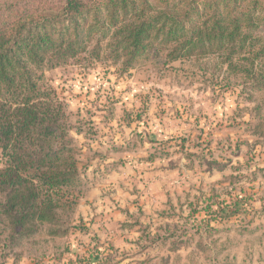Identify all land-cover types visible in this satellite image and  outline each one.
<instances>
[{"label": "rangeland", "instance_id": "rangeland-1", "mask_svg": "<svg viewBox=\"0 0 264 264\" xmlns=\"http://www.w3.org/2000/svg\"><path fill=\"white\" fill-rule=\"evenodd\" d=\"M43 79L69 114L83 196L24 237L0 212V264H264L263 94L218 57L152 53L125 71L87 54Z\"/></svg>", "mask_w": 264, "mask_h": 264}, {"label": "trees", "instance_id": "trees-1", "mask_svg": "<svg viewBox=\"0 0 264 264\" xmlns=\"http://www.w3.org/2000/svg\"><path fill=\"white\" fill-rule=\"evenodd\" d=\"M152 53L167 63L218 57L263 94L264 108V0H26L0 10V212L9 232L51 226L83 196L73 126L44 70L88 54L127 71ZM257 128L264 136V115Z\"/></svg>", "mask_w": 264, "mask_h": 264}]
</instances>
